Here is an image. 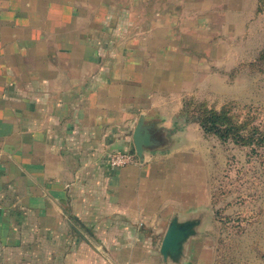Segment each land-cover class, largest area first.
<instances>
[{
    "label": "crops",
    "instance_id": "0c3cea01",
    "mask_svg": "<svg viewBox=\"0 0 264 264\" xmlns=\"http://www.w3.org/2000/svg\"><path fill=\"white\" fill-rule=\"evenodd\" d=\"M234 7L0 0V264H217L201 215L205 162L199 148L194 164L182 156L181 119L200 70L220 56L216 40L231 35ZM141 115L171 145L113 167V153L136 154ZM186 177L203 180L191 203ZM175 216L197 225L181 255L164 259Z\"/></svg>",
    "mask_w": 264,
    "mask_h": 264
},
{
    "label": "rangeland",
    "instance_id": "374dc122",
    "mask_svg": "<svg viewBox=\"0 0 264 264\" xmlns=\"http://www.w3.org/2000/svg\"><path fill=\"white\" fill-rule=\"evenodd\" d=\"M227 1L235 6L230 8L231 35L223 32L216 40L220 56L200 70L197 86L185 98L208 109L226 107L236 120L264 127V7L259 9V0ZM227 25L223 21L222 31ZM181 121L186 122L185 118ZM188 124L184 141L191 151L182 156L189 165L194 164L198 159L194 149L199 148L204 158L211 203L209 211L201 215L214 238L218 264H264V145L252 148L224 141L205 134L198 123ZM189 179L186 177L185 188L191 203L192 190L202 191L203 180L191 184Z\"/></svg>",
    "mask_w": 264,
    "mask_h": 264
},
{
    "label": "trees",
    "instance_id": "16d2710c",
    "mask_svg": "<svg viewBox=\"0 0 264 264\" xmlns=\"http://www.w3.org/2000/svg\"><path fill=\"white\" fill-rule=\"evenodd\" d=\"M259 5L261 10L264 7V0H259ZM262 57L264 58V51ZM191 103L195 105L193 108ZM182 115L187 123H198L207 135H216L224 141L233 140L252 148L264 145V127L255 125L250 120L249 122L236 120L230 116L226 107L221 110L208 109L203 103L197 104L193 98H186Z\"/></svg>",
    "mask_w": 264,
    "mask_h": 264
},
{
    "label": "water",
    "instance_id": "95a60500",
    "mask_svg": "<svg viewBox=\"0 0 264 264\" xmlns=\"http://www.w3.org/2000/svg\"><path fill=\"white\" fill-rule=\"evenodd\" d=\"M133 140L135 152L140 158L147 149H164L171 145L156 123L147 122L144 115L139 117ZM196 225V220L180 221L177 216L172 219L160 247L164 259L178 258L181 255L183 243L194 234Z\"/></svg>",
    "mask_w": 264,
    "mask_h": 264
},
{
    "label": "built area",
    "instance_id": "2783aa9c",
    "mask_svg": "<svg viewBox=\"0 0 264 264\" xmlns=\"http://www.w3.org/2000/svg\"><path fill=\"white\" fill-rule=\"evenodd\" d=\"M137 157V154L129 151L115 152L110 156L109 162L113 167H120L135 162ZM1 209L2 201L0 198V210Z\"/></svg>",
    "mask_w": 264,
    "mask_h": 264
}]
</instances>
